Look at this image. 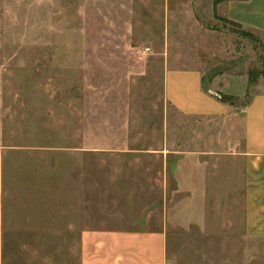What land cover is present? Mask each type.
I'll return each instance as SVG.
<instances>
[{"label":"rangeland","instance_id":"1","mask_svg":"<svg viewBox=\"0 0 264 264\" xmlns=\"http://www.w3.org/2000/svg\"><path fill=\"white\" fill-rule=\"evenodd\" d=\"M215 1L0 0L4 264H77L81 231L101 228L165 229L169 264H264L240 125L164 93L194 61L237 108L264 87L260 41Z\"/></svg>","mask_w":264,"mask_h":264},{"label":"crops","instance_id":"2","mask_svg":"<svg viewBox=\"0 0 264 264\" xmlns=\"http://www.w3.org/2000/svg\"><path fill=\"white\" fill-rule=\"evenodd\" d=\"M215 10L218 16L239 24L256 36L264 50V0H228L216 7L213 3L214 18ZM195 63L167 68L165 98L184 115L226 118L236 124V128L240 125V131H237L244 139L246 231L252 237H264V87L256 90L245 107L237 108L233 103L223 102L221 93L206 91L204 78L207 68L202 63ZM222 77L231 84L236 81L231 76ZM218 79V76L214 77V85ZM237 83H241L235 84L237 88H244V82ZM247 87L245 82V90L240 89L236 94H244ZM230 88L232 86H226L223 93L230 92ZM4 153L0 147V264H4L6 232ZM78 247L77 264H169L168 233L165 229H84L80 233Z\"/></svg>","mask_w":264,"mask_h":264},{"label":"trees","instance_id":"3","mask_svg":"<svg viewBox=\"0 0 264 264\" xmlns=\"http://www.w3.org/2000/svg\"><path fill=\"white\" fill-rule=\"evenodd\" d=\"M224 1H228V0H217V1H215L214 2V6L216 7L219 3H221V2H224ZM218 17H220V16H218V14H217V12H216V10H215V18H218ZM225 19V18H224ZM226 21H228V22H230V23H232V24H236V25H238V26H240L239 24H237V23H234V22H232V21H230V20H228V19H226ZM240 27H242V26H240ZM216 30V29H215ZM250 33V32H249ZM253 34H252V38H253ZM251 37V36H250ZM256 39H258L256 36H254ZM254 38V39H255ZM259 40V39H258ZM260 41V40H259ZM260 43H261V46H262V48H263V44H262V42L260 41ZM232 97H230V96H222V101L223 102H226V103H232Z\"/></svg>","mask_w":264,"mask_h":264}]
</instances>
